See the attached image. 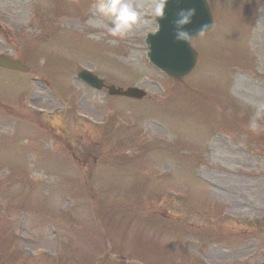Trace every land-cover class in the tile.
I'll return each instance as SVG.
<instances>
[{"label": "rangeland", "instance_id": "374dc122", "mask_svg": "<svg viewBox=\"0 0 264 264\" xmlns=\"http://www.w3.org/2000/svg\"><path fill=\"white\" fill-rule=\"evenodd\" d=\"M131 2L149 23L112 44L93 0H0V55L30 68L0 69V264L264 259V0H208L178 81L146 57L152 0Z\"/></svg>", "mask_w": 264, "mask_h": 264}, {"label": "water", "instance_id": "95a60500", "mask_svg": "<svg viewBox=\"0 0 264 264\" xmlns=\"http://www.w3.org/2000/svg\"><path fill=\"white\" fill-rule=\"evenodd\" d=\"M188 8H195L196 16L186 30L195 36L201 26L207 25L208 28L206 31H208L211 27L212 19L206 0H170L165 10L164 19L157 20L160 25L159 31L153 35H149L146 40L149 61L166 74L177 79H180L192 69L196 59V54L190 48V45L178 43L174 35V21L177 18V13L181 9ZM0 67L14 71H28V68L20 61L3 57H0ZM81 77L95 88L99 89L102 87L99 79ZM108 90L110 95L137 99L145 96V93L137 88L123 90L110 86Z\"/></svg>", "mask_w": 264, "mask_h": 264}, {"label": "clouds", "instance_id": "9594fccd", "mask_svg": "<svg viewBox=\"0 0 264 264\" xmlns=\"http://www.w3.org/2000/svg\"><path fill=\"white\" fill-rule=\"evenodd\" d=\"M169 2L170 0H152L150 23L155 31L160 29L157 20L164 19ZM90 14V22L98 28H104L107 34L113 38L110 40L112 44L118 43L119 40L136 32L142 25L149 23L144 19L147 14L140 11L131 0H93ZM195 16V8L181 9L177 13V18L174 21V35L178 43L190 45L196 36L203 35L207 30L208 26L203 25L195 36L186 30L192 24Z\"/></svg>", "mask_w": 264, "mask_h": 264}]
</instances>
